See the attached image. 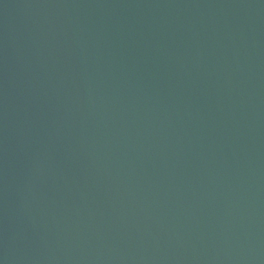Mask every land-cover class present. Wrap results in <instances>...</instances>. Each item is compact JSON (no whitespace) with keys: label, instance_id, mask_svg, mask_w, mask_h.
<instances>
[{"label":"water","instance_id":"95a60500","mask_svg":"<svg viewBox=\"0 0 264 264\" xmlns=\"http://www.w3.org/2000/svg\"><path fill=\"white\" fill-rule=\"evenodd\" d=\"M0 264H264V0H0Z\"/></svg>","mask_w":264,"mask_h":264}]
</instances>
